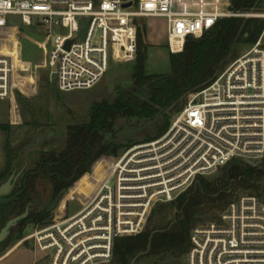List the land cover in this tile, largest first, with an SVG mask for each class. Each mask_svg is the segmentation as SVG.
Masks as SVG:
<instances>
[{"label": "built area", "instance_id": "1", "mask_svg": "<svg viewBox=\"0 0 264 264\" xmlns=\"http://www.w3.org/2000/svg\"><path fill=\"white\" fill-rule=\"evenodd\" d=\"M190 7L185 0H0V30L9 28L10 17L26 26L36 17L39 26L66 30L52 40L49 67L58 90L69 93L97 86L111 61L136 62L138 19H166L174 55L221 19L252 16ZM256 17L264 22V13ZM13 71L12 59L1 54L2 102L11 98ZM262 159L264 29L248 53L191 95L161 138L128 149L101 172L102 183L79 212L24 241L48 264H109L115 241L142 234L157 205L174 202L198 178L234 160ZM190 244L186 264H264V196L232 202L215 221L194 229Z\"/></svg>", "mask_w": 264, "mask_h": 264}, {"label": "trees", "instance_id": "2", "mask_svg": "<svg viewBox=\"0 0 264 264\" xmlns=\"http://www.w3.org/2000/svg\"><path fill=\"white\" fill-rule=\"evenodd\" d=\"M262 11L264 0H231L230 12L234 14L254 15ZM263 29L264 22L252 17L219 20L201 38H189L182 53L170 54L171 73L160 82L156 81L163 76L146 72L148 47L144 44V32L139 29L132 84L119 90L112 101L95 102L85 123L68 127L65 149L51 157L55 165L49 205L90 178L100 163L109 166L121 151L141 141L150 143L161 138L170 128L172 115L182 110L185 99L209 86L241 47L255 45ZM124 125L138 128L140 135L147 129L151 132L137 142L121 135ZM0 130L9 131V127L0 126ZM4 150L6 164L0 185L22 164V153L12 149L9 138ZM220 170L217 181L200 177L174 202L157 205L142 234L117 239L111 264H131L141 254L136 264L142 260L179 264L191 248L194 228L213 211L222 214L232 203V191L241 189L250 196H264L262 169L249 166L244 160H234ZM34 192L35 185L31 184L27 193ZM49 219V208L31 212L12 240L22 239L25 226H46Z\"/></svg>", "mask_w": 264, "mask_h": 264}, {"label": "rangeland", "instance_id": "3", "mask_svg": "<svg viewBox=\"0 0 264 264\" xmlns=\"http://www.w3.org/2000/svg\"><path fill=\"white\" fill-rule=\"evenodd\" d=\"M182 1L177 0V3L181 4ZM185 1L191 3L190 9L192 11L201 9L219 10L224 14L229 13L231 5V0ZM263 13L264 11L247 18L259 19L256 16ZM40 21L41 19L34 17L32 18V25L26 26L22 23L20 17H10L9 28L0 30V55L3 54L10 57L14 65L11 98L8 101H0V126L9 127V131L0 130V174L5 169L6 155L4 147L8 138L12 149L22 153L21 163L27 160L31 164V168L34 169L35 163L39 161L40 157L47 156L49 153L58 155L65 149L68 127L85 123L95 102L112 101L117 97L119 90L126 89L132 84L131 74L135 62L117 64L111 61L108 73L94 88L69 93L60 92L57 88L53 71L49 67V53L53 38L58 35H66L67 31L55 25L51 27L39 26ZM137 23L139 29L144 32V44L148 47L146 72L149 75H170L171 65L166 19L141 18L137 20ZM251 48L252 46L250 45L241 47L237 53H234L229 58L220 74L237 59L248 53ZM190 97L191 95L185 99L183 108ZM180 112L172 115L171 124ZM150 132V129H147L143 134L146 135ZM121 135L131 140L135 139L137 142L141 141L139 138L144 136L139 134L138 128H130L127 125L123 126ZM142 144L146 143L141 141V143H136L132 147ZM127 150L121 151L110 165L112 166L116 159L120 158ZM244 161L249 166L258 167L264 171V159ZM110 165L108 166L104 162L100 163L90 178L65 193L53 205H49L50 182L45 179H39L35 186V195L41 199L33 207L32 212L41 211L42 207L49 208L50 219L47 221L46 226L76 214L93 197L103 181L100 173L104 172ZM220 176L221 170L204 178L214 182ZM195 184L196 182L193 186ZM261 184L264 186V178ZM230 196H232L231 201L234 202L241 197L249 196V194L238 189L237 191H232ZM0 211H5L3 204L0 205ZM220 215V212L213 211L205 217L204 222L198 224L194 229L215 221ZM150 217L151 215L149 219ZM9 219L5 218L1 226ZM46 226L29 224L24 227L26 228L24 236H28L33 231ZM19 229L20 227L18 226L16 231ZM14 243L0 254V264H32V257L28 256L26 248H16L17 246L14 247ZM29 249L31 252L34 251L32 247H29ZM34 252L35 259H38L36 264H48L42 254L37 252V250ZM180 261L179 264H186V257H183ZM137 264L166 263H153L151 260H142Z\"/></svg>", "mask_w": 264, "mask_h": 264}, {"label": "flooded vegetation", "instance_id": "4", "mask_svg": "<svg viewBox=\"0 0 264 264\" xmlns=\"http://www.w3.org/2000/svg\"><path fill=\"white\" fill-rule=\"evenodd\" d=\"M53 155L54 154L49 153V155H47V156L44 155L42 158L40 157L39 161L35 163L34 169H32L31 164L28 163V166L26 167L22 176L18 180V183H17L15 190L13 191V193L11 195H9L6 198L8 200H10V199L11 200L8 203L3 204L5 207V211L7 213H5L0 218V228H2L1 225H2V222L5 218L6 219L7 218L12 219V218L19 217L26 212V209L28 207L33 208L34 206H36L38 204L39 199H41V198L39 196H36L35 192L34 193H27V190L30 188L31 184H34L36 186L39 179L48 180L51 184V180L54 176V174L52 173V170L54 169V165H55L51 162V157ZM18 226L19 227L21 226V222L19 223ZM25 229L26 228H24V231H25ZM17 232L18 231H15L14 234L9 239H7L6 241H4L3 243L0 244V254H2L9 247V245H11L15 242L14 247L17 246L16 248H18V247L26 248L28 256L30 258L32 257V264H36V261L38 259H35V252L34 251H36V250H35L34 246L32 245L31 242L24 241V239L27 236H24V233H23L22 239L12 240V238L16 237ZM29 247H32L34 251L31 252ZM135 264H136V262H135Z\"/></svg>", "mask_w": 264, "mask_h": 264}, {"label": "water", "instance_id": "5", "mask_svg": "<svg viewBox=\"0 0 264 264\" xmlns=\"http://www.w3.org/2000/svg\"><path fill=\"white\" fill-rule=\"evenodd\" d=\"M131 4L125 5V8L130 7ZM86 34V30L84 29L82 31V39H84ZM70 43H68L67 45V49H69ZM168 76H163L161 78H159L156 82H160L163 81L165 79H167ZM28 166V161H24L21 165L17 166L14 171L12 172L11 176L7 179V181L3 184L0 185V205L1 204H6L8 203L10 200L6 199L9 195H11L13 193V191L15 190L18 180L20 179V177L22 176L24 170L26 169V167ZM31 207H28L26 209V212L16 218H12L10 220H8L3 226L2 228H0V244L3 243L4 241H6L7 239H9L14 232L16 231L18 225L20 222H22L23 220H25L29 214L32 212ZM7 213L6 211L1 212L0 211V218ZM142 255V254H141ZM139 255L136 259L133 260L132 264H135V262L137 261V259L141 256Z\"/></svg>", "mask_w": 264, "mask_h": 264}]
</instances>
